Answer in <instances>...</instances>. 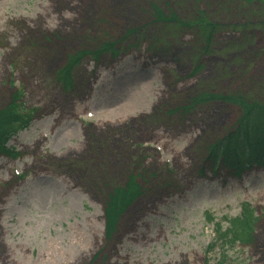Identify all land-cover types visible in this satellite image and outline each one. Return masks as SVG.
Returning a JSON list of instances; mask_svg holds the SVG:
<instances>
[{
    "label": "rangeland",
    "instance_id": "obj_1",
    "mask_svg": "<svg viewBox=\"0 0 264 264\" xmlns=\"http://www.w3.org/2000/svg\"><path fill=\"white\" fill-rule=\"evenodd\" d=\"M155 8L180 23L204 12L220 29L212 52L195 28L153 24ZM253 11L238 0H0V110L21 88L34 113L9 143L18 156L0 155V264H264V169L202 168L239 109L175 113L202 94L264 100V14ZM104 44L118 57L94 60ZM82 52L67 92L56 74ZM130 175L142 195L108 238V195Z\"/></svg>",
    "mask_w": 264,
    "mask_h": 264
},
{
    "label": "trees",
    "instance_id": "obj_2",
    "mask_svg": "<svg viewBox=\"0 0 264 264\" xmlns=\"http://www.w3.org/2000/svg\"><path fill=\"white\" fill-rule=\"evenodd\" d=\"M247 7L255 8L264 14V0H238ZM156 16L153 19V24L160 27L168 26L169 22H174V33L177 29L183 31L184 28H195L199 31V38L201 40L203 56L210 54L213 50V43L215 42V34L220 30L214 26L207 18L204 12L200 13L197 18L187 22H178V19L173 17H165V15L155 8ZM255 12V11H253ZM255 12V13H256ZM198 15V14H197ZM257 20V18H254ZM194 23V24H192ZM254 25L259 32L264 33V25L258 27ZM143 29H131L126 33V37H135L140 35ZM246 38L253 39L254 36H249L247 33L255 29H248L241 27ZM167 38V37H166ZM165 38V39H166ZM163 39V40H165ZM166 44V43H165ZM152 49H156L155 46ZM118 57L119 51L116 50V45L104 44L100 47L98 53L90 54L94 56V60H98L100 56ZM85 56V57H84ZM89 54L86 52L79 53L69 59L64 68L57 72L58 83L62 85L65 91L73 89L74 85V71L83 59L88 58ZM221 101L227 105L236 107L240 111V116L236 121L235 127L231 128L224 135L216 138L207 148L204 166L211 168L214 174L219 171H224L227 176L240 177L243 174L252 172L255 169H264V100H253L245 93L218 95L202 94L198 95L192 101L191 108L180 107L175 113L184 114L191 111L193 108L206 104L209 102ZM33 120V114L24 110L21 106V100L18 94L12 98L11 103L0 110V155L7 157H17L18 154L9 147L11 140L21 132L30 127ZM204 174V171L201 172ZM135 175L129 176V181L122 187L113 189L109 195L106 203V235L108 238L114 235L119 218L125 214L134 201L141 195V187L136 183ZM135 178V179H134ZM108 217V218H107ZM113 219L112 221H109ZM232 238L238 239L236 232L233 231ZM249 234H240L247 235Z\"/></svg>",
    "mask_w": 264,
    "mask_h": 264
},
{
    "label": "bare ground",
    "instance_id": "obj_3",
    "mask_svg": "<svg viewBox=\"0 0 264 264\" xmlns=\"http://www.w3.org/2000/svg\"><path fill=\"white\" fill-rule=\"evenodd\" d=\"M134 106H138V104H134V105H132L130 108H129V106H128V109H127V111H125L124 113H123V115H121V117H128V114H129V110H131L132 109V107H134ZM104 116V115H103ZM115 119V116H113L112 117V115L111 114H108V115H105L104 116V121H107V122H109V121H112V120H114ZM130 264V263H129Z\"/></svg>",
    "mask_w": 264,
    "mask_h": 264
}]
</instances>
